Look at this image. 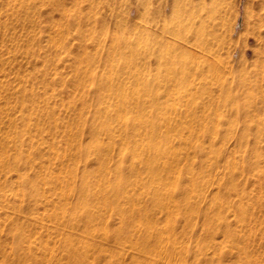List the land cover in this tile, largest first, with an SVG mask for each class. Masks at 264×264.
I'll return each instance as SVG.
<instances>
[{
	"label": "rangeland",
	"instance_id": "obj_1",
	"mask_svg": "<svg viewBox=\"0 0 264 264\" xmlns=\"http://www.w3.org/2000/svg\"><path fill=\"white\" fill-rule=\"evenodd\" d=\"M158 200L179 264H264V0H0V264H146Z\"/></svg>",
	"mask_w": 264,
	"mask_h": 264
},
{
	"label": "bare ground",
	"instance_id": "obj_2",
	"mask_svg": "<svg viewBox=\"0 0 264 264\" xmlns=\"http://www.w3.org/2000/svg\"><path fill=\"white\" fill-rule=\"evenodd\" d=\"M148 102L152 103L151 100H148ZM144 103H147V102H144ZM112 105L113 104L111 103L110 105H108V107H111ZM117 112H118L117 115L119 116V119H121V121L124 122L125 124L129 122H133L132 121L134 119V115L132 114L134 113L133 111L130 112L129 110H125V111L118 110ZM140 113H141V117L147 115V111H145L144 109H141L140 112H138L137 114H140ZM147 139H148L147 143H149L148 147L149 149L152 150V154H154L153 163L157 162L158 160H162L160 163H156V164H160L161 166L165 167L163 133L161 132V133L155 134ZM144 142L145 140L141 138L140 144H143ZM170 149H173V147H170L169 150ZM129 150H130V154H132L134 159H138L142 155L137 145H135L133 148H129ZM153 163L148 168H150L154 173L159 172L160 168L156 165H153ZM154 188L156 190V193H160V194L165 193V195H167V192H170L172 189V188H169L167 184H164L162 182L156 183ZM119 191H121L120 187H119ZM158 202H160V204L164 208L163 209L164 211L163 213L165 215L164 225L166 228L163 229L160 226H157V224L154 225L151 222H144V223L139 222L140 224L138 225L142 227L146 226L148 230H152L154 232L159 231L160 234L167 233L168 236L166 238L159 239L157 243L154 242L150 247L144 250H138L137 248H135V250H137L136 259H140L141 257L144 256L145 260L147 261L146 264H157L159 262L161 263L163 262L164 264H179L178 261L176 260V257L178 255L177 251H174V250L180 247L181 244L178 242L179 240L178 238L170 237L169 216H171L173 212H175L173 210L174 206L173 205L170 206L169 204H166V203L164 204L160 200H158L156 204ZM235 209H237V212L243 211L241 206H235ZM226 238L227 239L225 241L221 242V244H223L224 246L231 245V244L233 245L235 242L236 236L230 232L226 234ZM151 242L152 241H148L149 244H151ZM169 246L172 247L173 251H171ZM218 253L221 254V251L219 250Z\"/></svg>",
	"mask_w": 264,
	"mask_h": 264
}]
</instances>
